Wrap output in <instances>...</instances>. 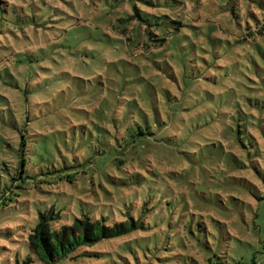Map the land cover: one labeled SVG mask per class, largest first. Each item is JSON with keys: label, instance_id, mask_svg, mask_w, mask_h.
<instances>
[{"label": "rangeland", "instance_id": "374dc122", "mask_svg": "<svg viewBox=\"0 0 264 264\" xmlns=\"http://www.w3.org/2000/svg\"><path fill=\"white\" fill-rule=\"evenodd\" d=\"M151 1L0 0V264L51 206L144 224L55 264H264V0Z\"/></svg>", "mask_w": 264, "mask_h": 264}, {"label": "trees", "instance_id": "16d2710c", "mask_svg": "<svg viewBox=\"0 0 264 264\" xmlns=\"http://www.w3.org/2000/svg\"><path fill=\"white\" fill-rule=\"evenodd\" d=\"M151 4V0H137ZM179 3L178 0H172ZM134 16H130L128 20H132ZM20 152V150H19ZM24 159L17 162L15 173L13 174L12 181L16 187L17 182H25L35 180L40 176L33 178H24ZM53 170L44 174L60 172ZM42 175V176H44ZM13 189H10L0 202L4 201L7 194ZM5 206V205H0ZM60 214L55 210L54 206L49 207L46 211L37 214V223L31 232L27 235V247L33 253L40 263L42 264H55L56 262L69 258L72 254L76 253L81 247H92L104 241L115 239L121 236L132 233L139 229L144 228V224L140 218L135 219L129 216L127 219L119 222L108 224L107 220L103 217H91L86 213L74 217L70 224H61L57 229L55 224L59 223ZM98 256L96 252H82L79 256ZM31 261L27 258L25 264Z\"/></svg>", "mask_w": 264, "mask_h": 264}]
</instances>
